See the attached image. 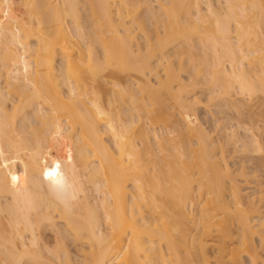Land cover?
<instances>
[{"label": "bare ground", "instance_id": "obj_1", "mask_svg": "<svg viewBox=\"0 0 264 264\" xmlns=\"http://www.w3.org/2000/svg\"><path fill=\"white\" fill-rule=\"evenodd\" d=\"M144 1L0 0V264H264V0Z\"/></svg>", "mask_w": 264, "mask_h": 264}, {"label": "rangeland", "instance_id": "obj_2", "mask_svg": "<svg viewBox=\"0 0 264 264\" xmlns=\"http://www.w3.org/2000/svg\"><path fill=\"white\" fill-rule=\"evenodd\" d=\"M150 4H155L151 3ZM163 6L166 7V9H163L161 7L158 8L160 12H163L165 14H168L170 16H177L180 20H184L183 15H185V9L183 7V4L180 2V0H173L171 1H165L161 3ZM146 9L149 6V1L145 0L144 3L142 4ZM192 10V9H190ZM147 21V20H145ZM199 34L202 33L203 31H198ZM120 34H124L123 32ZM173 39V36H171ZM178 39H174L173 44H171L169 51L175 52L180 56V62L182 64V71L180 73V79L181 82L189 83V81H200L202 84L199 86L196 85L195 88L190 90V94L188 95L189 97L193 96L197 98V102L195 104V113L196 116L201 122L203 126L206 127L207 130H213L214 133H220V127L221 124L216 125V123L210 121V115H213L214 117H220L224 115V113H215V111L220 109V105L218 104L220 102V93L221 90H214V88L209 87V85H206V78H204L203 74H197L195 75V71L198 68V65L204 64L203 61L202 63L200 60H192L190 58V55L188 51H185L184 48L179 46L180 44L178 43ZM179 60V59H178ZM185 67V68H184ZM205 84V85H204ZM209 109L212 110V113H209ZM240 151L237 152V155L234 156L233 158H230L231 153L228 151H225V159L229 163L230 169L233 170L235 173H237L238 178H240L241 181V188L243 195L250 196L254 190L257 189H263L264 188V171L260 168L257 167L255 168L254 165L252 164V161H247V157L250 156H242L239 154ZM250 154V153H249ZM262 153H252L254 157L260 156ZM245 161L244 165V173L240 174V170L237 168L239 167V162ZM161 201L166 200V204L169 205V199H166L165 197L159 195L157 197ZM145 207L143 206L140 211H144ZM264 210V208L262 209ZM84 215V213H82ZM263 215V214H262ZM165 221L166 220H161L159 221L156 226L157 228H161L162 226H165ZM168 228V226H167ZM72 248V249H71ZM70 249L74 252V247L70 246ZM246 259V258H245ZM189 264H202L201 262H195V263H189Z\"/></svg>", "mask_w": 264, "mask_h": 264}]
</instances>
